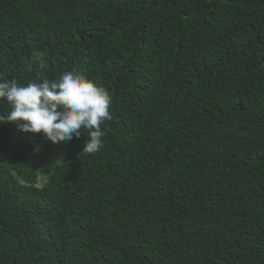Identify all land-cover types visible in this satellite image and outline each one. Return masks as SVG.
Masks as SVG:
<instances>
[{
  "label": "trees",
  "instance_id": "1",
  "mask_svg": "<svg viewBox=\"0 0 264 264\" xmlns=\"http://www.w3.org/2000/svg\"><path fill=\"white\" fill-rule=\"evenodd\" d=\"M0 264H264V0H0Z\"/></svg>",
  "mask_w": 264,
  "mask_h": 264
},
{
  "label": "rangeland",
  "instance_id": "2",
  "mask_svg": "<svg viewBox=\"0 0 264 264\" xmlns=\"http://www.w3.org/2000/svg\"><path fill=\"white\" fill-rule=\"evenodd\" d=\"M52 159H54V156H52Z\"/></svg>",
  "mask_w": 264,
  "mask_h": 264
}]
</instances>
